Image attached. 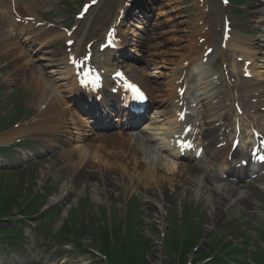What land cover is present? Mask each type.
Listing matches in <instances>:
<instances>
[{
    "label": "rangeland",
    "instance_id": "obj_1",
    "mask_svg": "<svg viewBox=\"0 0 264 264\" xmlns=\"http://www.w3.org/2000/svg\"><path fill=\"white\" fill-rule=\"evenodd\" d=\"M108 1L101 0L100 6L105 5ZM212 1L210 12L206 14V17H201V7L197 0H143L142 6L144 8L139 9L141 13L137 14L136 9L134 11V17L130 18V22L128 23V37L132 45L128 49L133 52L132 56L138 60V63H135L136 65L134 63L129 64L133 65L139 72L150 76L156 90H158V100L169 98L172 92V77L175 78L174 74L179 68V63L182 62L183 53H186L185 51L188 46L193 44L195 36L197 35L196 31L202 26L201 22L204 21L210 26V32L213 36L219 33L218 39L221 38L223 12L217 2L218 0ZM79 6L80 0L41 1V3H38L36 11L38 15L45 16L48 20L65 26L72 23L73 15ZM243 10L245 11L243 18L237 21L243 25V29L253 34L251 38L255 39L256 56L258 58L256 60L257 79L264 82V26L261 23L263 19L261 14L264 12V0H248ZM99 12L100 8H97L92 15L90 14L85 21L80 23L83 26L79 32L81 38L87 35L93 23L92 19L94 21ZM143 14L152 16V18L150 17L149 21L147 19L143 21L139 17ZM143 22L146 23L143 24ZM149 40H152V42L149 43ZM25 46L26 44H23V47L21 46L20 49L15 48L16 50L8 51L10 53L8 59L3 57L0 60V128L5 129L3 133H0V139L4 133L13 130L11 128L13 121H17V119L20 121L19 108L23 109L21 119H29V121L36 119L34 118L33 112L34 102L41 101L42 99V94L36 93L31 87L27 88L25 86L24 82L28 76L25 77L21 70L22 63L28 64L30 62L34 64V69L38 70L43 75L44 80L49 84L48 90L54 89V80H56V87L61 83L65 88L68 87L64 65L46 61L45 57H48L47 55L44 56L42 53H36L35 49L32 52V48H25ZM63 46L64 39L58 38L53 46L48 47L47 50L43 49V52L50 50L52 53L58 52V54H61ZM32 47L34 48L35 46ZM215 52L217 54L214 56V59H217L218 54L221 55L219 48H216ZM19 55L20 57L18 59ZM228 55L231 58L233 53L229 52ZM10 60L12 62H9ZM218 64H220V61ZM212 65L213 62L211 63ZM202 82L203 75L196 80V83L194 81V87L202 90ZM16 85H18V90L14 91ZM64 87L62 88L63 91L66 90ZM62 94H65V92H62ZM58 95L62 96L61 93ZM43 98L46 97L43 96ZM23 99H25L24 103L22 102ZM64 108H66V104ZM25 136L30 137L27 146L30 147L31 153L34 157L37 156L38 158V155H40L41 158L39 160L37 158L28 159L24 162L26 171L12 174L8 180L5 179L6 182L9 181L11 187L8 196L16 194L17 201L22 202L25 200L27 194L26 190H24L25 187L30 185L33 190L41 189L42 192L47 187H50L51 193L53 194L47 201L48 205L56 195H61L63 191L67 192L70 190V196L59 203L60 207L69 204V210L72 206H78L79 200L88 197L89 204H87L89 207H87V210L91 212L89 214L91 217L82 215V220L76 223L71 233H74L75 236L81 235L83 227H85L86 223L89 224V227L94 228L95 233L93 234L88 230L89 233L84 234L83 240L91 244H93L92 240L94 239L96 241L97 238L99 244L109 239L114 242L112 236H108L105 232L106 228L101 219L104 216V206L108 210L111 206H117L116 218L119 220L117 222L124 226L122 220H124L126 215L127 207L131 204L129 201L132 199L133 203L136 202L137 204V213L141 220L137 228L145 235V240L152 247L150 249L145 248L139 256L134 258L132 264H134V261L138 264H144L142 262L145 259L149 260L145 262L146 264H180L183 257L194 260V264H199L196 263L198 253L201 250L208 252L213 245L209 237L214 236L215 232L218 234L217 237H224L228 234L222 228V225L225 223L239 226L238 232L241 233H244V230L247 228V234H255V246L258 243L264 246V239L261 237L263 232H259L260 227H264V179L254 184H249L246 187H240L234 196L229 197L221 204L220 210L223 212L221 219L210 224L211 213L217 204L214 199L216 193L212 192V190L215 188L213 186H220V184L211 183L205 178H201L197 182L199 186L195 187L196 190H194V187H191L190 191L185 192L187 187H184L183 183V186L178 184L175 180L172 183L165 180L162 184V189L159 187L150 188L145 187L143 183L134 185L132 184L133 181L129 182V180L126 183L121 182L118 180L117 175L112 174V179L108 181L106 178L101 179L104 182L100 186L93 179L89 180L87 178H76L72 176L71 160L65 163L62 162L65 158H68L65 157L66 150L72 149L73 151H79L81 149L80 147H64L60 146L61 143H56V141L47 142L46 137L43 135L30 134ZM158 144L161 145L162 143L159 142ZM10 153H12L11 157L15 156L13 152ZM18 153L20 154V158L18 156H15V158L20 159V162L29 154L26 150H19ZM148 154L151 158L155 159L160 155H158L156 149L148 152ZM88 159L93 166L97 165L96 159L92 157ZM106 168L108 169V167ZM200 174L201 172L199 176L202 177ZM0 184L2 187L8 186L6 185L7 183L3 184L1 181ZM128 184L131 186H128ZM168 191H170L171 196L167 198ZM2 195L3 192L0 187V196ZM231 198L236 200L241 199V202L231 207ZM191 204L197 206L195 210L197 218H194L193 221L204 225L201 236H198L197 233L195 234L202 241L198 252L193 254L188 253L187 250L181 251L178 248V243L174 244L172 241L165 247L164 242H168V239L164 237V234L169 232L172 225L170 212L173 211L176 214L174 225L181 224L183 215L187 211L188 206H192ZM17 214H21V212ZM108 216L110 217V215ZM16 217H20V215ZM38 217L39 215H36L29 218L28 221L35 220ZM67 217L68 213L66 212L60 221L53 224L54 230L59 229L65 218L67 219L66 225H71L67 223L70 219ZM42 223L45 226L47 224L50 226L52 222L49 219H45ZM255 223L257 227L255 229L256 232L252 229ZM174 225L173 230L177 231ZM24 227L25 230H28L27 234L30 236V247L34 248V254L32 253L29 256L31 252L25 253L23 248H19L14 254L5 252L0 255V264H102L100 258L95 255L86 252L78 253L76 250L72 251L70 249L73 246L72 242L67 243L66 247L68 250L66 252L61 253L58 251V254H55L54 250H50L49 244L41 241L37 242L34 239L36 235L41 240L44 239V235L47 233L46 231L40 228L38 230L34 226L28 227L25 224ZM83 232H85V229H83ZM257 233L258 237H256ZM227 239L232 244H236V242L239 244L241 238L234 236L232 238L228 237ZM252 245L253 243L250 242L251 247ZM0 246L3 247V245ZM255 249L257 250L258 248ZM51 251L52 255L50 254ZM185 253L188 254L184 255ZM42 256H45L44 260H42ZM245 264H254V262L249 258Z\"/></svg>",
    "mask_w": 264,
    "mask_h": 264
},
{
    "label": "bare ground",
    "instance_id": "obj_2",
    "mask_svg": "<svg viewBox=\"0 0 264 264\" xmlns=\"http://www.w3.org/2000/svg\"><path fill=\"white\" fill-rule=\"evenodd\" d=\"M28 1L30 3H28ZM32 2L33 1H30V0L25 1V9L28 10L29 13H33L32 9L35 7V5L32 4ZM118 2L119 0L118 1L113 0V2L110 4V7L108 9L106 8L104 9L103 11L104 14L100 16L99 18H97V21L95 25L93 26V30L91 31V34H92L90 36L91 39L92 37L94 38V37L99 36L98 32L100 31L103 24L105 23V19H107L108 17H111L116 5L119 4ZM5 8H6L5 10L7 11H5L2 15H0V27H1L2 21L5 22L7 20L10 21V19H12V15H13L12 8L10 11L7 9V7ZM16 9L19 11L18 13L20 15H23L20 17L25 20L24 16H26L27 14L23 12L24 8L22 7V5L20 4L19 6L17 4ZM30 15H34V14H30ZM13 26H17V29L19 30V32L20 30L21 31L24 30L22 25H17L15 21H14ZM114 29H116V27H113L112 31ZM31 30L34 31L35 34H37L34 41L45 43V44H52L55 42L57 38L63 36V34L60 33V31L54 30V29H50V30H45V29L43 30V28L35 29V27L33 26ZM108 30H107L108 33H112L111 29H108ZM243 41L244 40L239 35H235V37L230 41L229 44H230V47L241 50L243 49L241 45H244ZM97 42L99 43L100 40L94 42L93 50L94 48H97L100 46V43L98 45H95L97 44ZM9 47H17V45L14 43V39L9 36L2 37V39L0 40V52L6 50ZM64 50H65V54L63 56L64 58H62L61 60L62 61L66 60L65 66H66V69L68 70L67 71V77H68L70 73L72 72L71 67L67 63V61L69 60L68 58H69L70 53H67L66 46H64ZM200 51H201V47L195 46L189 51L188 59L193 61L196 57H198V55L200 54ZM82 52H83V49L82 51H80L81 55H82ZM72 54H75V53L72 51ZM243 54L249 56L248 53L243 52ZM124 68L126 69L127 74L130 75L133 80H136L143 88L146 89V91L149 93L151 98L155 95V87L152 85V82L149 76L143 73H138L136 70L128 66H124ZM183 71H184V68L180 69V71L178 72L179 76L177 77V80H179L180 84L178 85V87L175 86L174 88L175 90L177 88H180V89L182 87L184 88L188 83V79H185V78L182 79ZM42 79H43V76L41 75V73L39 74V72L35 70V71H32L31 75H29V77L27 78L28 81L26 82V84L32 86L36 92H40L41 94V91L39 90L43 83ZM70 80L71 81L69 82L70 83L69 92L73 94V92H76L75 88L72 87V84L75 83V81L73 78ZM45 85L46 83L44 84V86ZM251 90H254V88L251 87ZM42 92L46 94L47 96L48 91H46L45 88L43 89ZM77 92H80V91L77 90ZM170 98L174 99L173 93L171 94ZM177 98H178V95H177ZM107 100L113 101L114 99L110 96V97H106L105 101ZM180 101L181 100L177 101V103L173 101L174 106H172L171 110L169 111V112H172L171 114L172 117L175 116L177 110L181 111L182 108L184 107V104L182 107L179 106ZM58 102H60L59 97L52 96L51 102H50V108H48V111L43 114L42 119L34 123L30 127H22L18 129L17 131L13 132L14 135H19V134L21 135L27 131H34L36 129H39L41 133H45V132L51 133L57 130L55 127L59 124V122L52 120L51 116L63 114L60 108V104ZM171 105H168V107H170ZM171 116H169V118H171ZM187 119L188 117L186 118V120ZM176 121H177L176 123L178 124L183 123V121L179 119H177ZM178 121L182 123H179ZM209 123L210 122H208V124ZM167 124H168L167 126L168 128L164 129L165 136L163 138L164 141L165 140L167 141V144H166L167 151L165 152L167 153V155H172L173 151L171 150L169 145L171 144V141H172L171 138L173 137V135L175 136V134L179 132L178 130L179 127L177 128V125L175 124V119L168 121ZM211 127L208 128L207 134L213 133V129ZM50 128H54V129L50 130ZM148 134L149 133L147 132L145 136L144 135L139 136L138 138H136L134 142L131 141L130 143H128V140L126 138H122V139L113 138L108 141L107 139H103L101 136L99 139L100 142L98 144H95L94 142H87L85 145L84 151L81 152L79 157H76L74 154H72L71 151H67L68 156L70 157L73 156L72 161H71L72 162V165H71L72 176H76V177L84 176L89 180L93 179L95 180L96 184L97 185L99 184L100 186H102L104 182L101 179L106 178L108 181L112 179L111 177L112 174L117 175L118 180H120L121 182L126 183V181L129 180V182L133 181L132 184L134 185H139L143 183L145 187L147 186L150 188L159 187L162 189V184L165 180H168L171 183L174 180L177 181V183L179 184L184 183L185 185H187L186 186L187 191H190L192 186H198L197 182L199 181L200 177L197 173H199V170H196V169L193 170L192 168L185 167L176 162L175 163L174 162L165 163L159 160L158 162L160 165L156 164V162L146 152L147 147L150 146L149 143H151L152 140L154 139L153 137H149ZM140 135H142V133ZM206 138L209 141V145H210L213 142L214 135H206ZM144 146H145V149L143 148ZM88 155L89 156L93 155V158L96 159L97 161L96 163L97 165H94V166L92 165L89 167L88 163H86V160H88ZM106 167H108V169ZM217 181L219 182V180ZM128 186H131V185L128 184ZM213 187L215 188H213L212 192L216 193V196L214 199L216 200L217 204L215 205V209L211 213V216H210L211 221H209L210 224L213 223L212 221L218 220L221 214L223 213L220 210L221 203L227 200L229 197L234 196L239 190V188L235 186L234 187H231V186L221 187V185L220 186L215 185ZM170 196H171V193L170 191H168L167 198ZM237 203H239V199L237 200L231 199L230 205L231 207H233Z\"/></svg>",
    "mask_w": 264,
    "mask_h": 264
},
{
    "label": "snow or ice",
    "instance_id": "obj_3",
    "mask_svg": "<svg viewBox=\"0 0 264 264\" xmlns=\"http://www.w3.org/2000/svg\"><path fill=\"white\" fill-rule=\"evenodd\" d=\"M225 3L228 2V0H224ZM111 37H112V34L109 33V38H110V41L111 42ZM69 43H72L71 41H69ZM211 51V50H209ZM90 59L89 56H85L83 60H80V61H77L75 58H72L71 62L75 65H77L80 69H81V74L85 77L84 80H82V83H98L99 81V76L98 74H95L94 70L91 69V68H87L86 67V62ZM122 74L120 73H117V76H121ZM90 78V79H89ZM126 87H128L129 89H131L135 95H136V98L138 99H143V94L140 92V90L135 86V85H132V84H126ZM182 147H188L190 145H181ZM260 159H264V156H261L259 157Z\"/></svg>",
    "mask_w": 264,
    "mask_h": 264
},
{
    "label": "trees",
    "instance_id": "obj_4",
    "mask_svg": "<svg viewBox=\"0 0 264 264\" xmlns=\"http://www.w3.org/2000/svg\"><path fill=\"white\" fill-rule=\"evenodd\" d=\"M134 264H138L137 262H134Z\"/></svg>",
    "mask_w": 264,
    "mask_h": 264
}]
</instances>
